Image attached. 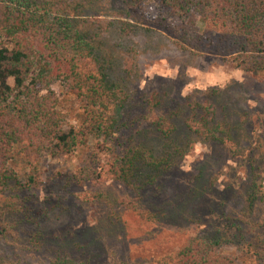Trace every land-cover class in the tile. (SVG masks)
Masks as SVG:
<instances>
[{
  "label": "rangeland",
  "instance_id": "1",
  "mask_svg": "<svg viewBox=\"0 0 264 264\" xmlns=\"http://www.w3.org/2000/svg\"><path fill=\"white\" fill-rule=\"evenodd\" d=\"M98 1L101 12L79 8L69 15L99 34L109 56L123 62L122 70L133 78L131 104L122 113L128 124L111 136L79 134L80 146L69 152L42 141L35 182L0 192V221L12 227L24 219L0 243V264H48L62 240L72 236L79 243L70 255L90 264H264V52L253 46L240 50L249 29L240 22L244 12L233 20L222 2L217 15L197 20L195 32L208 36L197 48L159 26L122 32L114 24L135 22L110 6L118 10L126 4ZM75 2L44 0L43 5L69 9ZM143 9L157 16L156 3L146 2ZM260 37L259 32L252 39ZM8 41L0 36L1 43ZM9 82L13 85V78ZM39 86L43 94L52 86L61 95L66 126L79 129L82 102L67 95L61 81ZM167 90L168 104L159 97ZM181 107L193 132L166 149L156 121ZM104 112L108 123L114 104ZM25 140L33 141L28 135ZM153 147L165 170L157 178L143 185L116 177L114 169L132 172L128 152L142 163ZM254 177L261 192L249 203ZM198 184L204 192L193 197ZM40 229L46 243L37 248L32 236ZM190 245L196 250L188 251Z\"/></svg>",
  "mask_w": 264,
  "mask_h": 264
},
{
  "label": "trees",
  "instance_id": "2",
  "mask_svg": "<svg viewBox=\"0 0 264 264\" xmlns=\"http://www.w3.org/2000/svg\"><path fill=\"white\" fill-rule=\"evenodd\" d=\"M43 1L0 0V36H6L9 40L7 43L0 42V192L9 188L19 189L22 184L31 185L35 182V174L40 166L38 153L43 140L50 141L51 147L60 152H69L75 146H80L79 134L111 136L113 129H120L128 124V120L122 121V113L123 108H128L131 104L133 93L129 81L133 78H130L128 70H122L123 62H116L109 56L104 41L97 37L99 34H95L91 27H81L77 17L69 15L72 10L77 14L79 8H83L82 11L85 12H101L102 4L98 0H76V6L70 3L71 6L67 9L46 6ZM121 1L126 4L125 7L118 11L111 5L110 9L135 23L127 21L124 22L125 25L114 24L118 25L115 27L118 30L123 32L126 27L130 31L152 30L151 27L159 26L182 42L197 48H200V44L208 36L195 32L196 21L203 23L211 18V13L213 16L217 15L218 7L224 2L225 8L229 7L231 10L233 20L244 12L240 22L244 27L245 24L249 26L247 32L241 36L240 50L253 46L252 50L264 52V0ZM146 2L157 4V16L154 17V14L143 9ZM214 5L217 9L209 10ZM259 32L261 37L256 42L252 38ZM256 57L260 60L262 56ZM10 78L14 80L13 85L9 82ZM56 81L64 84L67 95H73L82 102L83 123L79 129L74 125L66 126V119L62 116L66 113L59 106L63 98H59L61 95L51 86ZM39 84L51 86L49 94L41 93ZM169 91L159 94L162 103L170 102ZM109 104H114L115 114L107 123L103 116L104 109ZM227 106H224L225 113L229 115ZM184 108L181 107L178 112L167 113L161 122L156 121V129L160 131V138L163 139L166 149L183 137L189 138L193 132L187 123L190 116L185 117L182 114ZM164 121L170 123L171 127L165 128ZM228 122L231 121L228 119ZM232 132L233 127L230 126L229 135ZM211 133H215V128L211 129ZM25 135L33 141L26 143ZM39 136L40 140L35 145ZM217 140L223 141L221 138ZM128 153L125 156L131 163L129 169L132 167V172L128 170L120 174L114 169L118 178H129L143 182L144 185L149 178L154 180L165 171L156 162L155 147L146 149L144 155L149 154L142 163L136 155L132 158ZM120 159L122 162L126 160L125 157ZM252 161L256 162L254 159ZM257 180L253 178L246 199L249 203L260 197L261 188ZM203 192L204 188L201 189L198 184L192 194L194 197ZM17 196L19 197L18 193ZM23 222L24 219L15 220L10 227L0 221V243L10 238L9 229L12 230ZM236 224L240 225V222ZM44 231L45 229H40L32 236L37 248L46 243ZM85 235L88 233L85 232ZM78 243L79 239L74 236L62 240L59 251L50 258L48 264H90V259L79 261L70 255L71 247ZM187 250L195 251L196 247L190 245ZM174 264L183 263L175 261Z\"/></svg>",
  "mask_w": 264,
  "mask_h": 264
}]
</instances>
